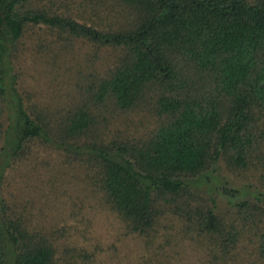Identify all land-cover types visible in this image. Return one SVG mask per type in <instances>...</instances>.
Wrapping results in <instances>:
<instances>
[{"label": "trees", "instance_id": "16d2710c", "mask_svg": "<svg viewBox=\"0 0 264 264\" xmlns=\"http://www.w3.org/2000/svg\"><path fill=\"white\" fill-rule=\"evenodd\" d=\"M30 27L48 35L37 48L69 50L75 39L112 52L101 70L88 58L92 72L80 78L81 101L55 126L29 114L17 87L14 68ZM134 111L152 116V126L137 133L125 119L120 127L118 115ZM3 112L0 185L10 158L36 139L87 167L130 231L145 234L161 218L183 215L226 249L238 233L214 213V199L199 203L197 186L220 160L231 171L264 173V0H0ZM254 189L250 202L235 201L233 188L218 192L244 214L253 210L264 254V191ZM0 264L76 262L57 256L0 199Z\"/></svg>", "mask_w": 264, "mask_h": 264}, {"label": "rangeland", "instance_id": "374dc122", "mask_svg": "<svg viewBox=\"0 0 264 264\" xmlns=\"http://www.w3.org/2000/svg\"><path fill=\"white\" fill-rule=\"evenodd\" d=\"M68 8L78 9L72 3ZM80 10L85 11L83 17L88 15L87 7ZM43 36L48 35L40 27L26 30L14 73L29 114L47 116L50 125L55 126L81 101L80 78L92 72L87 66L88 58L93 59V67L101 70L111 60L112 52L75 39L69 50H49L45 45L37 48ZM127 115H118L120 127H126L124 121L129 119L127 126H136L137 133L154 123L152 116L137 111ZM105 119L111 118L107 115ZM0 123L4 129V112ZM86 168L79 160L33 139L25 146L24 154L10 158L3 169V208L14 217L21 216L28 231L51 242L57 256L71 255L76 264H264V254L257 248L253 210L249 208L244 214L241 207L238 210L233 204L245 197L254 201V187L264 191V173L251 171L250 167L231 171L220 160L208 173V179L199 180V203L210 205L214 199V213H218L226 229L232 225L238 233L232 246L221 249L208 234L191 229L183 215L161 218L145 234L130 231L107 207ZM222 186L238 190L233 203L218 192ZM247 215L244 220L242 216Z\"/></svg>", "mask_w": 264, "mask_h": 264}]
</instances>
